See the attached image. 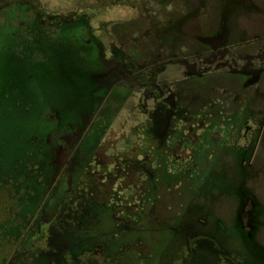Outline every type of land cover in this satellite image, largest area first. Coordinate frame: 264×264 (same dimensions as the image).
Returning <instances> with one entry per match:
<instances>
[{
  "label": "rangeland",
  "instance_id": "rangeland-1",
  "mask_svg": "<svg viewBox=\"0 0 264 264\" xmlns=\"http://www.w3.org/2000/svg\"><path fill=\"white\" fill-rule=\"evenodd\" d=\"M120 60L127 80L105 76ZM125 116L159 183L123 222L91 201L45 257L80 264L101 246L110 264H264V0H0L1 218L55 135L86 130L92 149Z\"/></svg>",
  "mask_w": 264,
  "mask_h": 264
},
{
  "label": "flooded vegetation",
  "instance_id": "flooded-vegetation-1",
  "mask_svg": "<svg viewBox=\"0 0 264 264\" xmlns=\"http://www.w3.org/2000/svg\"><path fill=\"white\" fill-rule=\"evenodd\" d=\"M158 64L153 66L157 68ZM128 73L130 70L122 66L121 60L112 61L105 76L114 74L126 81ZM139 87L143 88L144 85L138 84ZM132 120L126 119V116L122 118L118 125L101 134L92 149L83 146L86 130L54 136L55 145L48 159L46 162H33L28 184H22L20 178L16 180L15 198L8 205L10 213L0 217V225L4 226L2 229L5 232H0V259L3 262L0 261V264L62 263L56 255L45 257L48 250H53L49 240L53 232L69 223L68 228H64L66 232L78 231L81 228L79 217L94 216L86 206H90L91 201L105 202L109 199L112 216L116 217L117 222H123L134 213L137 215L134 208L137 211L143 209L148 185L156 187L159 183L157 170L161 164L153 159L154 147L149 141L133 134L137 133L139 119L134 121V131L130 129ZM132 160L134 167L130 166L133 165ZM59 193L62 195L60 205L48 214L45 212L48 200ZM133 196L136 203L132 200ZM242 226L247 230L249 225L242 223ZM3 243L9 245L10 250H3ZM103 249L106 248L94 246L90 250L82 249L78 257L80 264H110L106 258L100 259L97 255ZM65 250L66 259L70 260ZM11 255L18 256V260L10 258ZM42 255L45 258H38Z\"/></svg>",
  "mask_w": 264,
  "mask_h": 264
},
{
  "label": "trees",
  "instance_id": "trees-1",
  "mask_svg": "<svg viewBox=\"0 0 264 264\" xmlns=\"http://www.w3.org/2000/svg\"><path fill=\"white\" fill-rule=\"evenodd\" d=\"M163 65H164V63H160V64H158V68H162ZM6 223H7V222H6Z\"/></svg>",
  "mask_w": 264,
  "mask_h": 264
}]
</instances>
